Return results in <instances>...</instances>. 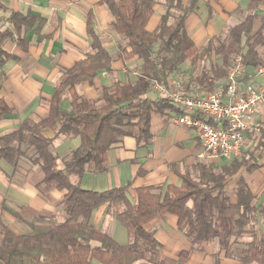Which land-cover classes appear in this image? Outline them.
I'll list each match as a JSON object with an SVG mask.
<instances>
[{
    "label": "trees",
    "instance_id": "1",
    "mask_svg": "<svg viewBox=\"0 0 264 264\" xmlns=\"http://www.w3.org/2000/svg\"><path fill=\"white\" fill-rule=\"evenodd\" d=\"M198 1L189 0L183 6V0H164L168 12L157 29L149 31L147 26L158 3L155 0H101L112 16V30L118 38L116 55L105 49L90 27L91 50L64 70L49 102V116L39 123L25 121L18 130L0 136V161L17 168L21 160H28L42 169V192L64 194L59 221L57 216L52 222L45 216L37 218L43 228L19 234L0 220V264H187L193 252L214 243L218 245L217 256L228 261L264 264V207L243 175L259 169L263 141L223 167L193 165L180 175V186L133 189L129 184L106 192L82 188L86 173L103 172L108 152L125 137H136L140 146L150 145L152 115L173 112L171 102L151 96L155 83L168 87L186 63L198 67L212 56L222 62L213 66L216 80L226 78L235 55H242L246 69L264 65L260 53V48L264 49V16L258 13L263 0H249L245 20L226 28L202 48L185 28ZM256 21L262 27L253 33ZM9 22L12 31L0 30V69L12 58L3 50L4 42L15 34L24 47L26 42L20 37L23 29L40 35L44 23L41 18L20 13H11ZM134 59L141 63L136 82L117 81L103 88V97L98 100L78 93L81 84H92L101 71L110 72L114 61ZM210 76L204 65L196 80L211 88L209 93L216 81ZM66 101L68 108L63 107ZM8 112V105L0 100V113ZM45 129L53 130L55 136L47 138ZM76 138L81 140L77 150L65 156L52 150L57 140ZM103 207L127 230V244L91 224L94 212ZM4 209L25 222L19 214ZM166 215L177 219L178 231L190 243V249L176 257L167 256L156 232L147 229L149 223ZM247 235L250 240H245Z\"/></svg>",
    "mask_w": 264,
    "mask_h": 264
},
{
    "label": "crops",
    "instance_id": "2",
    "mask_svg": "<svg viewBox=\"0 0 264 264\" xmlns=\"http://www.w3.org/2000/svg\"><path fill=\"white\" fill-rule=\"evenodd\" d=\"M155 1L158 3L147 26L149 31H155L168 12L164 0ZM188 2L183 0V6H187ZM248 3L249 0H199L186 20V31L198 47H205L211 38L220 36L226 28L245 20ZM11 13L41 18L44 23L40 35L30 28L23 29L20 37L26 42L24 47L20 46L15 34L3 44V50L12 58L0 69V100H4L10 109L6 114L0 113V136L18 130L25 121L39 123L49 116V102L64 70L71 69L91 50L90 27L112 55H116L118 45V38L112 30V16L108 8L101 4V0H0L1 31H12L9 22ZM258 13L264 16V0ZM261 27L262 23L256 21L253 33ZM260 53L264 57L263 48H260ZM140 64L136 59L128 62L114 61L110 72L101 71L92 84H81L77 91L88 99H101L103 88L111 87L117 81L136 82ZM221 64L217 56H212V59L198 67L186 63L183 71L175 74L169 86L165 87L173 90V83L183 77L181 86L185 93L207 94L211 88H206L196 80L202 75L204 65L211 75L210 79L216 80L213 66ZM261 67L264 65L248 68L244 84L264 85V77L258 74ZM225 79L216 80L212 90L221 88ZM153 87L152 97L168 100L156 94ZM173 106V112L152 115L150 145L140 146L136 137H125L121 144L108 152L103 172L86 173L82 179V188L106 192L129 184L133 189L180 186V175L197 163H213L217 167L227 165L230 159L206 153L192 129L174 123V119L183 115L184 111ZM63 107L68 108L69 102L66 101ZM176 110L181 114H177ZM254 126L246 133L245 151L257 146L260 141L264 142V104L256 110ZM43 133L47 138L55 136V132L50 129H45ZM80 145V138L59 139L52 150L57 155L65 156L77 150ZM259 155V169L243 175L264 207V153ZM43 180L42 169L26 159L21 160L17 168L6 161H0V220L6 221L19 234L43 228L44 224L37 220L39 216L47 217L48 222H52V217L56 216L57 221L60 220L64 194L57 190L42 192ZM4 207L19 214L25 222L12 217ZM106 208L94 212L91 224L120 244H127V230L113 216L106 214ZM147 229L156 232L167 256L176 257L190 249L187 239L178 231L174 216H162L149 223ZM217 252V243L208 245L204 250L193 252L187 264H215L218 260L220 264H237L217 256Z\"/></svg>",
    "mask_w": 264,
    "mask_h": 264
},
{
    "label": "built area",
    "instance_id": "3",
    "mask_svg": "<svg viewBox=\"0 0 264 264\" xmlns=\"http://www.w3.org/2000/svg\"><path fill=\"white\" fill-rule=\"evenodd\" d=\"M246 71L242 55H235L224 88L188 95L181 86L183 77L173 83V90L158 83L153 88L184 111L174 123L192 129L206 153L232 159L241 156L246 148V133L255 128L256 110L264 104V85L244 84ZM258 74L264 77V67L259 68Z\"/></svg>",
    "mask_w": 264,
    "mask_h": 264
},
{
    "label": "rangeland",
    "instance_id": "4",
    "mask_svg": "<svg viewBox=\"0 0 264 264\" xmlns=\"http://www.w3.org/2000/svg\"><path fill=\"white\" fill-rule=\"evenodd\" d=\"M245 240H250V235L248 236H246V239ZM189 243V242H188ZM182 244H183V242H182ZM190 244V243H189ZM187 246V245H186ZM189 246V245H188ZM218 261H216L215 262V264L217 263ZM137 264H144V263H142V262H139V263H137Z\"/></svg>",
    "mask_w": 264,
    "mask_h": 264
}]
</instances>
